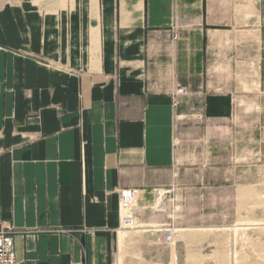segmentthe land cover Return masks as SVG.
Instances as JSON below:
<instances>
[{
  "label": "crops",
  "instance_id": "0c3cea01",
  "mask_svg": "<svg viewBox=\"0 0 264 264\" xmlns=\"http://www.w3.org/2000/svg\"><path fill=\"white\" fill-rule=\"evenodd\" d=\"M259 94L264 0H0V233L20 264H113L139 228L123 195L210 194L178 187L179 132L224 134ZM169 225L177 244L144 229L141 261L201 259Z\"/></svg>",
  "mask_w": 264,
  "mask_h": 264
},
{
  "label": "rangeland",
  "instance_id": "374dc122",
  "mask_svg": "<svg viewBox=\"0 0 264 264\" xmlns=\"http://www.w3.org/2000/svg\"><path fill=\"white\" fill-rule=\"evenodd\" d=\"M263 101L259 94L253 114H237L224 134L208 133L194 123L184 126L179 132L183 169L178 187H208L210 194L172 196L165 212L156 203L146 212L139 205L131 207L129 215L139 228L121 234L113 264H144L139 258L143 230L156 237L155 227L174 222L191 225L194 244L203 246L202 258L189 264H264ZM174 227L179 234L186 228Z\"/></svg>",
  "mask_w": 264,
  "mask_h": 264
},
{
  "label": "built area",
  "instance_id": "2783aa9c",
  "mask_svg": "<svg viewBox=\"0 0 264 264\" xmlns=\"http://www.w3.org/2000/svg\"><path fill=\"white\" fill-rule=\"evenodd\" d=\"M179 93H185V90L181 89L179 90ZM130 198L134 199L131 204ZM122 205L123 208H128L130 206V209L131 207L138 205L137 192H126L123 195ZM152 232L158 234L160 241H162L166 245H175L179 237L178 230L173 225H163L161 227H155ZM0 264H20L15 252L14 236L10 232L0 233Z\"/></svg>",
  "mask_w": 264,
  "mask_h": 264
}]
</instances>
